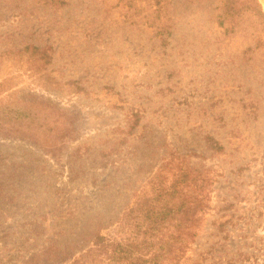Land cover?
<instances>
[{"label": "rangeland", "instance_id": "obj_1", "mask_svg": "<svg viewBox=\"0 0 264 264\" xmlns=\"http://www.w3.org/2000/svg\"><path fill=\"white\" fill-rule=\"evenodd\" d=\"M214 5L172 0L162 47L117 0H0V97L48 98L68 127L52 151L0 138V264H66L179 155L212 183L176 264H264V42Z\"/></svg>", "mask_w": 264, "mask_h": 264}, {"label": "trees", "instance_id": "obj_2", "mask_svg": "<svg viewBox=\"0 0 264 264\" xmlns=\"http://www.w3.org/2000/svg\"><path fill=\"white\" fill-rule=\"evenodd\" d=\"M38 1L56 7L68 2ZM171 1L117 0L123 20L146 25L162 47L168 45L175 23ZM214 1V21L223 33L231 35L250 26L251 38L264 42V13L256 0ZM50 49L47 45L27 44L16 53L40 60V64L50 61ZM3 87L0 81V91ZM61 114L56 104L40 95L1 96L0 138H24L48 151L56 150L68 131ZM174 158L168 159L170 163L175 161L170 178L161 166L150 189H143L118 220L113 224L101 220L94 223L87 246L66 264H176L195 236L194 228L206 206L212 177L196 172L186 157Z\"/></svg>", "mask_w": 264, "mask_h": 264}]
</instances>
